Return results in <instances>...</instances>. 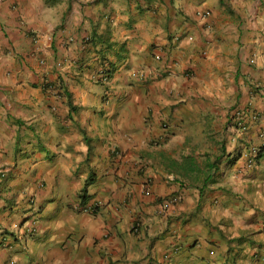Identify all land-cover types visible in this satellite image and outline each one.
Here are the masks:
<instances>
[{
    "label": "crops",
    "instance_id": "0c3cea01",
    "mask_svg": "<svg viewBox=\"0 0 264 264\" xmlns=\"http://www.w3.org/2000/svg\"><path fill=\"white\" fill-rule=\"evenodd\" d=\"M261 134L264 0H0V264H264Z\"/></svg>",
    "mask_w": 264,
    "mask_h": 264
},
{
    "label": "trees",
    "instance_id": "16d2710c",
    "mask_svg": "<svg viewBox=\"0 0 264 264\" xmlns=\"http://www.w3.org/2000/svg\"><path fill=\"white\" fill-rule=\"evenodd\" d=\"M99 52H100L103 56H105L104 53L101 52V50H100ZM112 72H113V65L110 64V68H108V69L105 68V67H103V71H102V73H107L108 75H110ZM257 148H258L257 153H256V155L253 157V161H256V163L262 158V153H263V150H264V145L259 146V147H257ZM216 163H217V160H216L215 162H213L212 164H210L209 166H210V167H217ZM87 184H88V183H86V185H87Z\"/></svg>",
    "mask_w": 264,
    "mask_h": 264
},
{
    "label": "built area",
    "instance_id": "2783aa9c",
    "mask_svg": "<svg viewBox=\"0 0 264 264\" xmlns=\"http://www.w3.org/2000/svg\"><path fill=\"white\" fill-rule=\"evenodd\" d=\"M237 115H238V117H239V122H240L241 127H242V128H245L244 121L242 120V119H243L242 116H245V115L242 114L241 111H237ZM256 115H257V114H256ZM256 115L253 114V117L256 116ZM261 136L264 137V134H261ZM257 150H258V148H257L256 146L253 147V149L251 150V154H252L253 156H255L256 153H257ZM172 202H174V203L177 202V199L174 198V199L172 200ZM85 210H86V211H89V210H91V208L88 207V208H85Z\"/></svg>",
    "mask_w": 264,
    "mask_h": 264
}]
</instances>
